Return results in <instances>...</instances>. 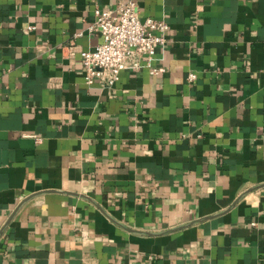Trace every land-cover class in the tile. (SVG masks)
<instances>
[{"label": "crops", "instance_id": "0c3cea01", "mask_svg": "<svg viewBox=\"0 0 264 264\" xmlns=\"http://www.w3.org/2000/svg\"><path fill=\"white\" fill-rule=\"evenodd\" d=\"M121 1L0 0V264H264V0H137L167 42L88 85Z\"/></svg>", "mask_w": 264, "mask_h": 264}, {"label": "built area", "instance_id": "2783aa9c", "mask_svg": "<svg viewBox=\"0 0 264 264\" xmlns=\"http://www.w3.org/2000/svg\"><path fill=\"white\" fill-rule=\"evenodd\" d=\"M169 28L165 20L141 19L137 0L121 1L113 10L96 9L90 31L99 32L103 42L93 50L80 53L86 83L114 87L124 71L140 68L139 60L133 62L136 55L145 56L148 62L155 57L157 49L167 42ZM165 72L164 67L149 68L153 76ZM196 79V73H189V82Z\"/></svg>", "mask_w": 264, "mask_h": 264}]
</instances>
